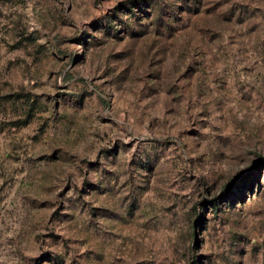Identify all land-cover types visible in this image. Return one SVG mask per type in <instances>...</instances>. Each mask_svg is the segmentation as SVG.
<instances>
[{"label": "rangeland", "instance_id": "rangeland-1", "mask_svg": "<svg viewBox=\"0 0 264 264\" xmlns=\"http://www.w3.org/2000/svg\"><path fill=\"white\" fill-rule=\"evenodd\" d=\"M0 264H264V0H0Z\"/></svg>", "mask_w": 264, "mask_h": 264}]
</instances>
